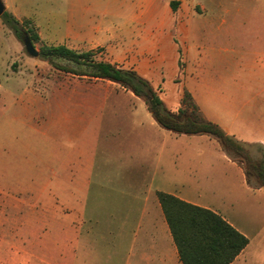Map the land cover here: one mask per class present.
<instances>
[{"label":"rangeland","instance_id":"rangeland-1","mask_svg":"<svg viewBox=\"0 0 264 264\" xmlns=\"http://www.w3.org/2000/svg\"><path fill=\"white\" fill-rule=\"evenodd\" d=\"M2 1L18 20H31L40 37L34 43L37 51L43 46L73 40L71 29L65 36L63 34L62 25L74 19L63 0ZM121 1L128 5L123 11L96 14L97 23L105 22L111 29L105 36L107 41L98 33L101 44L88 51L93 54V59L137 69L153 87L162 91L159 96L172 111L178 109L183 91L187 90L185 83L191 80L188 72L201 68L217 72L213 76L217 84L213 86L222 94L221 101H217L219 105L229 104V98L234 101L230 104H253V107L264 104V93L257 94L264 88V67L260 65L264 64V56L260 54L264 45H258L264 39V0ZM107 2L98 0L100 9ZM173 2L176 8L172 6ZM118 23L124 25L121 27ZM207 46L224 47L230 52L218 56L212 52L207 56ZM121 48L125 49L124 53ZM41 83L47 84L48 88L42 92V102L36 104L46 107H22L20 97L23 92L31 86L37 88ZM85 83L87 81L52 68L39 57L29 56L22 41L0 23V264L104 262L102 254L90 252L91 245L94 249L99 246L94 226L93 236H89L88 222L83 228L82 245L74 251V229L67 226L72 219L67 215L69 209L57 204L56 189L41 187L48 178L37 171L44 147L40 125L49 113L56 116L57 104H79L81 95H75L73 88L68 87ZM95 84L106 87L112 95L104 103L108 105L103 117L101 142L102 148H107L111 156L121 159L128 153L137 155L143 142L157 143L163 134L169 133L159 128L148 111L140 106L133 111L125 105L112 106L133 103L132 99L116 95L124 92L119 85L107 81ZM196 93L200 98L203 95L201 88L196 89ZM99 94V90L92 92L93 96L99 97ZM219 94L215 95L219 97ZM139 100L147 108L144 100ZM101 103L100 100L97 102ZM258 110L246 108L242 119L235 122L236 126L241 130L250 129L249 122L244 120L248 113L258 114ZM260 127L253 126L255 130ZM117 132L120 136L114 141L106 139ZM180 138L193 142L194 150L215 149L208 142L199 141V136ZM246 146L254 158H262V151L255 144ZM216 161L217 178L222 172H230L227 161ZM32 178L37 184L30 186ZM254 194L258 199H264V191ZM13 233L16 235V252L13 247L9 249V235L12 237ZM249 249L248 263L264 264V245L253 242Z\"/></svg>","mask_w":264,"mask_h":264},{"label":"crops","instance_id":"crops-1","mask_svg":"<svg viewBox=\"0 0 264 264\" xmlns=\"http://www.w3.org/2000/svg\"><path fill=\"white\" fill-rule=\"evenodd\" d=\"M63 3L67 12L74 17L71 22L62 25L63 34L65 36L71 29L73 40L60 45L80 53L88 52L101 44L98 42L101 39L98 40V33L103 35L104 40L108 39L105 36L110 34L111 28L105 22L97 23V13L121 12L128 6L121 0H108L103 9H100L98 0H63ZM118 25L122 27L124 24ZM258 45H264V39ZM117 49L120 48L117 46ZM124 51L121 48V53ZM205 52L207 56L212 52L218 56L219 53H229L230 50L207 46ZM260 54L264 56V50ZM105 62L134 70L145 78L137 69L124 68L112 61ZM260 65L264 67V64ZM211 70H191L188 72L191 80L188 79L185 83L203 116L217 123L227 134L245 145L264 147V104H255L254 107L253 104H230L232 100L229 98L228 106L219 105L217 101H221L222 94L213 86L217 84L213 79L217 72ZM75 77L87 81V84L68 87L73 88L75 95H81L80 103L57 104L56 116H52L53 112L49 113L40 125L44 147L40 154V167L37 169L48 178V181L42 182L41 187L56 189L57 204L69 209L67 215L72 219L67 226L74 229V251L77 252L82 245L83 228L88 222L89 236H93L94 226L99 246L94 249L91 245L90 252L102 254L103 264H182L158 198L159 193H166L217 213L247 237L248 245L231 264H249L248 251L252 243L264 245V199H258L254 194L264 189L253 190L247 184L242 167L222 151L216 140L208 136H199L198 139L211 144L215 148L213 150H194L193 142L180 140L185 135L169 132L163 134L162 140L157 143L143 142L137 155L128 153L121 159L111 156L107 148H102L101 142L103 117L108 105L104 103L112 95L106 87L95 84L106 80ZM46 88L48 85L42 83L37 88L29 87L20 97L23 103L20 105L26 109L36 105L45 108L46 106L42 107L43 104L36 103L42 102V92ZM200 88L203 91L201 98L196 93V89ZM98 90L99 97L93 96L92 92L96 93ZM123 90V93L116 95L132 99L133 103L112 106L125 105L132 111L140 106L148 111L140 98L124 88ZM261 93H264V88L257 94ZM99 100L101 104H97ZM246 108L258 110V114L248 113L244 122H249L251 127L241 130L235 122L242 119ZM148 113L153 119L149 111ZM255 124L261 127L255 130ZM254 131L259 133L255 134ZM117 136H120V132L109 134L106 139L114 141ZM218 159L230 164V172H222L220 178L215 175ZM36 184L33 178L29 181L30 186ZM10 237L11 235L8 240L9 249L13 247L16 252L15 233Z\"/></svg>","mask_w":264,"mask_h":264},{"label":"trees","instance_id":"trees-1","mask_svg":"<svg viewBox=\"0 0 264 264\" xmlns=\"http://www.w3.org/2000/svg\"><path fill=\"white\" fill-rule=\"evenodd\" d=\"M172 6L176 8V3ZM0 21L20 41L24 34L33 44L40 40L29 19L20 21L6 10ZM39 58L66 74L110 81L132 92L144 100L154 121L168 132L216 140L222 151L242 167L247 184L253 189H264V147L259 145L262 158H254L244 143L203 116L189 91H183L180 106L172 111L159 96L162 91L147 79L134 70L97 61L91 52L80 53L64 45L43 46ZM158 198L182 264H231L248 245V238L217 213L170 194L159 193Z\"/></svg>","mask_w":264,"mask_h":264},{"label":"water","instance_id":"water-1","mask_svg":"<svg viewBox=\"0 0 264 264\" xmlns=\"http://www.w3.org/2000/svg\"><path fill=\"white\" fill-rule=\"evenodd\" d=\"M5 11H6V6L4 5L3 1L0 0V17L4 14ZM22 43L29 56H31L32 58L39 57V51L35 49L34 44L30 40L28 35L26 34L23 35Z\"/></svg>","mask_w":264,"mask_h":264}]
</instances>
